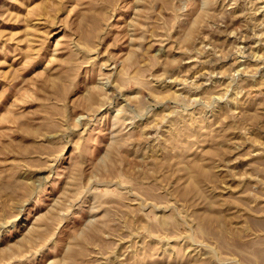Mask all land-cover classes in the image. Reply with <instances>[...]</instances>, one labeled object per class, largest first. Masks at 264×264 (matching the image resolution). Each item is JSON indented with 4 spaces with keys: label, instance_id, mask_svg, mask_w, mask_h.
<instances>
[{
    "label": "rangeland",
    "instance_id": "rangeland-1",
    "mask_svg": "<svg viewBox=\"0 0 264 264\" xmlns=\"http://www.w3.org/2000/svg\"><path fill=\"white\" fill-rule=\"evenodd\" d=\"M0 264H264V0H0Z\"/></svg>",
    "mask_w": 264,
    "mask_h": 264
},
{
    "label": "bare ground",
    "instance_id": "bare-ground-1",
    "mask_svg": "<svg viewBox=\"0 0 264 264\" xmlns=\"http://www.w3.org/2000/svg\"><path fill=\"white\" fill-rule=\"evenodd\" d=\"M259 11V10H258ZM259 22V21H258ZM248 42V41H247ZM238 69V68H237ZM202 73V72H201ZM205 73V72H204ZM209 73V72H208ZM185 79V78H184Z\"/></svg>",
    "mask_w": 264,
    "mask_h": 264
}]
</instances>
